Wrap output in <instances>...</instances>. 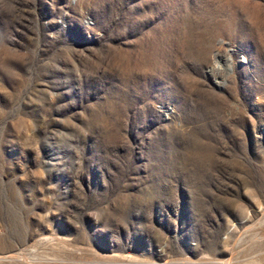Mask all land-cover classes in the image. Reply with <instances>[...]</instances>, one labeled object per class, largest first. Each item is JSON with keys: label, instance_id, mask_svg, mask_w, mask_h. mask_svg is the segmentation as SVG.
<instances>
[{"label": "rangeland", "instance_id": "1", "mask_svg": "<svg viewBox=\"0 0 264 264\" xmlns=\"http://www.w3.org/2000/svg\"><path fill=\"white\" fill-rule=\"evenodd\" d=\"M264 264V0H0V264Z\"/></svg>", "mask_w": 264, "mask_h": 264}, {"label": "bare ground", "instance_id": "2", "mask_svg": "<svg viewBox=\"0 0 264 264\" xmlns=\"http://www.w3.org/2000/svg\"><path fill=\"white\" fill-rule=\"evenodd\" d=\"M191 262H197V263H203V264H231L233 262L232 259H221V260H208V261H195V260H189Z\"/></svg>", "mask_w": 264, "mask_h": 264}]
</instances>
